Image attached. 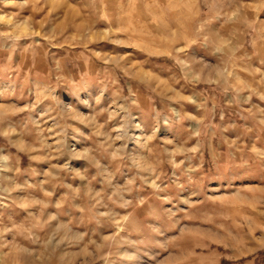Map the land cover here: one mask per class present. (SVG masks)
Returning a JSON list of instances; mask_svg holds the SVG:
<instances>
[{"label": "rangeland", "instance_id": "rangeland-1", "mask_svg": "<svg viewBox=\"0 0 264 264\" xmlns=\"http://www.w3.org/2000/svg\"><path fill=\"white\" fill-rule=\"evenodd\" d=\"M0 264H264V0H0Z\"/></svg>", "mask_w": 264, "mask_h": 264}]
</instances>
